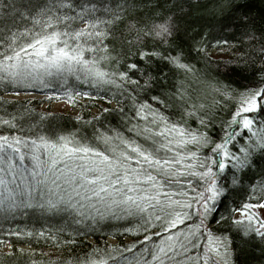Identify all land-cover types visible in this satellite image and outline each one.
<instances>
[{
    "label": "trees",
    "instance_id": "obj_1",
    "mask_svg": "<svg viewBox=\"0 0 264 264\" xmlns=\"http://www.w3.org/2000/svg\"><path fill=\"white\" fill-rule=\"evenodd\" d=\"M248 200L264 0H0V264H264Z\"/></svg>",
    "mask_w": 264,
    "mask_h": 264
},
{
    "label": "rangeland",
    "instance_id": "obj_2",
    "mask_svg": "<svg viewBox=\"0 0 264 264\" xmlns=\"http://www.w3.org/2000/svg\"><path fill=\"white\" fill-rule=\"evenodd\" d=\"M64 17H60L59 19H63ZM212 55H215L216 52L210 51ZM8 98H21V99H40V107L47 110V111H59V112H65V113H76V107L74 102L72 100H66L63 98H54L50 94H43L39 92H17V93H10L8 95H5ZM75 98L79 101L84 100V96L76 95ZM97 106H102L105 103L102 101H97ZM111 104V103H110ZM95 110V109H93ZM54 150V149H52ZM56 151V150H54ZM62 153V152H61ZM63 155V159L67 155ZM257 193L252 192L249 199L252 197H255ZM213 190L211 188V197L213 196ZM234 220L241 223L246 229H251L256 232H261L264 230V200L255 203L250 202L249 200L243 203L242 209L234 213ZM109 241L113 242L112 239H108ZM166 248V243L163 244L160 251H162L163 248ZM10 246L6 242L0 243V250L7 251L9 250ZM160 254V252H159Z\"/></svg>",
    "mask_w": 264,
    "mask_h": 264
}]
</instances>
